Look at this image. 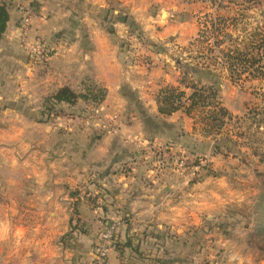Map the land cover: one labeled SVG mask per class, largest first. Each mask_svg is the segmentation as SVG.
Masks as SVG:
<instances>
[{"label":"rangeland","instance_id":"374dc122","mask_svg":"<svg viewBox=\"0 0 264 264\" xmlns=\"http://www.w3.org/2000/svg\"><path fill=\"white\" fill-rule=\"evenodd\" d=\"M184 1L192 8L185 12L183 21L189 23L191 39L183 45L176 37L166 41L151 39L149 31L140 29L133 16L116 15L110 9L90 13L98 24L104 25L105 34L116 46L114 54L128 70L118 93L109 97L106 104L79 100L75 106L47 105L48 98L63 87L85 94L90 85H95L106 89L108 97L107 83L99 80L90 65L85 63L87 67H83L81 56L86 49L79 45L70 49L76 34L58 30L44 37L31 35V30L26 42H39L44 48V59L30 53L24 37H19L18 49L28 56L27 62L32 56L37 66L34 70L27 63L32 70L30 75L7 67L6 72L11 74L0 81V115H9L8 124L12 115L19 119L14 118L13 125H8L0 118V152L7 146L8 132L24 141L33 139H27L26 150L43 152L48 178L61 175L62 183L57 184L64 195L60 198L65 196V190H70V172L82 168L91 156L88 161H93L99 172L90 175L92 183L83 182L85 188L72 189L71 195H81L79 202L100 214L97 240L105 226L106 212L122 217L120 225L133 222L132 228L137 230L131 238L138 242L132 241L130 248L142 264H264V235L256 230V202L262 190L260 175L264 174V0ZM85 14L80 10L72 16L83 23ZM53 16L51 12L44 15L46 19ZM124 20L128 25L122 35L118 21ZM78 39H88L87 31H80ZM58 52L65 62L57 63L55 75L50 60ZM70 55L73 57L69 60ZM132 69L137 71L133 73ZM69 76L75 77L71 80ZM165 76L168 80L175 78L177 85H166ZM118 79L110 80L112 83ZM60 83L63 86L57 87ZM191 83L215 88L230 119L216 126L207 113L212 109L199 107L188 115L185 108L190 103L187 98L192 93ZM168 87L185 93L180 99V113L175 116L177 121L169 126L161 117H151L146 107ZM120 99L124 101L122 106ZM147 117L153 120L149 126L145 123ZM134 118L140 120L142 128L128 132L125 126L133 127ZM39 124L42 128L34 130ZM122 129L126 131L124 138ZM23 131L27 138L19 135ZM158 132L165 133L164 140ZM106 135L112 138L103 153L107 143L102 144L101 139ZM12 145L17 157L24 155L22 141ZM2 158L0 154V166ZM51 182L48 187L53 186ZM8 183L0 168V209H4L5 219ZM90 184L93 190L88 188ZM121 189L127 190L125 199L130 202L141 199L150 205L135 207V212L130 210L116 197ZM52 196L48 191L46 204L41 206L33 197L37 202H24L14 211L10 209L9 214L17 221L20 233L47 231L48 249L55 251L57 246L63 252L62 246H68L79 250L83 242L78 231L73 238L70 234L62 236L59 231L71 229L70 219L73 230L93 231L89 220L83 224L76 221L79 213L87 219L84 207L81 212L77 206L72 211L64 208L59 218L65 219L54 221L57 217L52 214ZM160 216L167 218L158 219ZM0 228H8L7 221L0 223ZM32 237L34 241L36 237ZM92 246L94 254L96 243ZM2 248L0 264H6L5 240L0 253ZM71 252L74 258L78 255ZM55 257V253L48 256L47 263Z\"/></svg>","mask_w":264,"mask_h":264},{"label":"crops","instance_id":"0c3cea01","mask_svg":"<svg viewBox=\"0 0 264 264\" xmlns=\"http://www.w3.org/2000/svg\"><path fill=\"white\" fill-rule=\"evenodd\" d=\"M9 2L11 4V8L9 9L10 20L8 22L6 33L0 41L1 82H4V80H6V77L9 78L8 75L11 74L10 71L6 72L7 67H9L12 71H16L19 69L20 71H22L23 75H30L32 74L31 69L35 70V66H37V61L32 56L29 55L31 58L30 61L28 60L27 62L28 56H26L24 52L18 49L19 37L22 36L21 27L18 25L19 14L13 6V1L9 0ZM35 7L36 16L33 19L31 35H34L35 33L44 37H50L54 31L58 30L67 31L70 33V35L76 34L74 37V45H72L70 49L72 50L73 47L78 45L82 50L86 49L85 53L81 56L84 63L83 67H87V65L85 64L87 63L88 66L90 65V67L96 73V76L99 78V80L107 83L106 88H108V97L106 96V99L103 102L105 104L108 103L109 97L118 93V89L121 85L120 81L126 78V73H128V70L120 64L117 59V55L114 54V45L112 46L111 39L105 34L104 25L102 24L101 26L100 24H98L94 16L90 17L91 12L98 13L110 9L111 12L116 15L120 14L123 16H133L135 21L140 23L138 25L139 28H144L146 31L148 30V35L155 41H166L167 38L176 37L175 40L183 45L191 39L190 27L188 26L189 23L187 24L183 21L184 18L187 17V14H185V12H187L189 7L191 9L192 6H190L189 3L186 4L184 0H36ZM80 10H84L86 12L84 18L85 21L83 23H79V21L81 20H79L77 17L72 16L78 13ZM48 12L54 13L55 16L46 19L47 17H44V15ZM69 20H71L72 22H69ZM127 23L128 21L125 20L118 21V32H122V35L126 33L125 30L127 29ZM159 27L161 28L159 29ZM82 30L87 31L88 39H78L79 32ZM110 32L113 34L112 31ZM114 48H116V46H114ZM58 49L59 51H61V46H59ZM60 54L62 53L58 52L50 60V62H52V68L54 67L53 73L55 75L57 74V71L55 69V66L56 68H58L57 63L65 62L60 58ZM72 57L73 55H70L69 60ZM77 57L79 56L77 55ZM27 63L29 65L32 64V66L34 67L30 69ZM27 71L28 73H26ZM136 71V69L131 70V72L133 73ZM175 74L176 73H174L173 76H176L177 79L178 75ZM75 76H69V78L73 80ZM117 77L119 78L117 80L118 82L116 81L111 83L110 79H116ZM165 79L167 80L166 85H177V80L175 78H170L168 80L165 76ZM0 86H2V84ZM62 86L63 85H61L60 83L57 87ZM151 100L152 101H150L149 104H146L149 115L151 117H161L164 122H167L165 124L169 123L168 126L170 124H174V122L177 121V118H175V116L179 115L180 112H176L171 116H162L158 112V103L156 99L152 98ZM122 104H124V101L120 99V106H122ZM0 116V118H3V121L6 120V123L8 124L9 115L4 114ZM14 118L16 119V121L19 120L12 115L10 116V123L8 125H13ZM133 120V127H125L126 129H128V132H132V129H135L137 132H139V130H141L142 128V123L137 118H134ZM158 121L161 120L158 119ZM25 123L29 122L26 121ZM41 128L42 127L39 124L38 128L34 130L38 131ZM125 132V129H122L123 138ZM14 135V132L7 133V146L0 152L1 157L3 156V162L1 163L2 166H0V168L4 169L6 174V181L9 182L7 184V194L5 197L7 199V212L5 213L6 219L4 218V216H2V214H4V209H0V223L7 221L8 227L6 229L0 228V245L2 244V242H4V240L6 242V264H48L46 261L47 257L53 253H55L57 257H55L53 261H50L49 264H91L93 259L92 244L97 243V233L98 231H100V214L96 210H90V208L88 210L87 207L89 206L87 204L82 203L83 201L79 202V197H81V195L76 194L72 196L71 190L75 188H79L80 190L81 188H85L82 186L83 182L92 183L89 182L90 175L99 172L98 168L93 165V161H88V159H91L92 157L89 156L87 161L84 162L85 165H83L82 168H77L78 170H76L75 172H70V177L67 178V180H69L71 184L70 190H65V196L63 198H60L61 194L64 195V191H61V186L57 184L62 183L61 175H53L54 178H52L53 176L48 178L46 174V167H44L43 165L45 160L43 152L40 149L26 150V146L28 145L26 141L29 140L28 142H30V140L33 139L27 138L28 136L24 131L23 133L19 132V135H22L28 140L25 139L24 141L19 136L15 138ZM157 135H161V140L165 139L163 136L165 135V133H159ZM9 136H11V138ZM42 137L44 138L45 134H43ZM111 138V135H106L101 139L102 144L107 143V148H102L101 150L103 153L105 152V150H108ZM16 141H22V146L25 147L24 155L21 157H17L14 152L16 149L12 144H14ZM97 166H99V164H97ZM84 171H86V173H84ZM102 173L104 174V171ZM56 176L57 178H55ZM16 178L17 182L15 180ZM52 180L54 182L53 186L48 187V184H51ZM102 185L104 186V183H102ZM124 186H126V184ZM88 188H91L93 190L94 186L90 184L88 185ZM48 191L53 195L50 203L55 206V212L52 214L57 218H55L54 221L58 219H65L59 218V216L63 215L62 210L64 208L66 211L68 210V208H70V210L72 211V209H75L77 206V208H80L79 212H81V208L84 207L82 208V210L86 213L87 219H84L81 213H79L80 215H78V220L76 221L80 224H83L85 220H89L91 226H93V231L89 230L85 233L79 230H73V221L71 219L69 220V226L71 227V229L68 230L67 227L63 231H59L60 235L63 236L64 234H70L72 238L73 235H75V232L78 231L79 237H82V239L80 240L83 242V245L79 247V250L69 248L68 246H62L63 249L65 248L63 252L59 251V249H57V246L56 248L54 247L55 251L51 248L48 249L46 245L47 231L38 230L29 232L25 230L23 233H20V231H18L19 228L16 223L17 221L9 214L10 209L14 211L17 205L23 204L24 202L26 204H30L32 203V201L34 202V198L38 200L40 206L45 205L47 201ZM41 193L42 196H40ZM117 193L118 194L116 197L120 199L119 203L125 204L130 210L134 212L136 209L135 207H141L145 204L150 205V202L148 203L145 200L141 199H135L131 202L129 201V199H125L128 198V195H126L127 190L121 189V191ZM14 213L15 212H13L12 214L14 215ZM113 215L120 218L121 220L123 219L122 217H119L115 214ZM79 218H82L83 220L79 221ZM165 218L167 217L160 216L158 219L164 220ZM11 223L12 227H10ZM132 223L133 222L125 221L119 226L116 238V247L110 252L107 264H142V262L135 257V254H132V250L130 248L132 245L131 243H133L134 241L138 242L136 238H131V236H134L133 232L137 230L132 228ZM138 235L139 234H136V236ZM32 236L36 237L34 241H32ZM29 237L32 238L28 240ZM154 240H157V238H155ZM17 244H20V246L16 247ZM48 250L53 252L50 253L48 252ZM71 251L77 252L78 255H76V257L74 258ZM0 254L1 256L4 254L3 248ZM34 254H36L37 256L31 257V255Z\"/></svg>","mask_w":264,"mask_h":264},{"label":"trees","instance_id":"16d2710c","mask_svg":"<svg viewBox=\"0 0 264 264\" xmlns=\"http://www.w3.org/2000/svg\"><path fill=\"white\" fill-rule=\"evenodd\" d=\"M8 2L9 0L0 2V41L6 33L8 22L10 20L9 9L11 8V4ZM238 54H240V56L242 55L241 52H238ZM189 88L192 90V93L187 98L190 103L185 108L188 115L199 107L204 110L212 109L207 113L209 116V121L216 126L217 124H223L227 119H230V113L218 101V93L215 91V88L210 86L199 87L194 83H191ZM184 95V92L174 87H168L162 90L157 100L159 114L162 116H171L172 114L176 113L181 107L180 99L184 97ZM105 98L106 89L98 88L95 85H90L87 88V93L85 94H78L69 87H63L48 98L47 105L57 106L65 104L69 106H75L79 100L92 102L93 104L98 105L103 103ZM145 123L149 126L151 123H153V120L150 117H147ZM260 177H262V190L256 202V230L260 233V235H264V174L260 175Z\"/></svg>","mask_w":264,"mask_h":264},{"label":"built area","instance_id":"2783aa9c","mask_svg":"<svg viewBox=\"0 0 264 264\" xmlns=\"http://www.w3.org/2000/svg\"><path fill=\"white\" fill-rule=\"evenodd\" d=\"M36 0H13V6L19 14L20 27L24 41L32 30L33 19L36 16ZM30 53L35 54L38 59H44V48L39 42L32 44L25 43ZM105 226L97 240L93 254V264H107L110 252L116 247V238L119 225L122 220L111 213L105 214Z\"/></svg>","mask_w":264,"mask_h":264}]
</instances>
